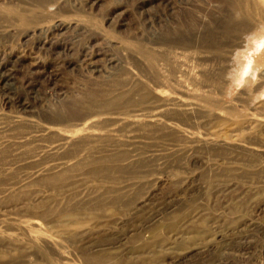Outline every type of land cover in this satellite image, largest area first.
Returning a JSON list of instances; mask_svg holds the SVG:
<instances>
[{
    "label": "rangeland",
    "instance_id": "rangeland-1",
    "mask_svg": "<svg viewBox=\"0 0 264 264\" xmlns=\"http://www.w3.org/2000/svg\"><path fill=\"white\" fill-rule=\"evenodd\" d=\"M0 264H264V2L0 0Z\"/></svg>",
    "mask_w": 264,
    "mask_h": 264
},
{
    "label": "bare ground",
    "instance_id": "bare-ground-1",
    "mask_svg": "<svg viewBox=\"0 0 264 264\" xmlns=\"http://www.w3.org/2000/svg\"><path fill=\"white\" fill-rule=\"evenodd\" d=\"M262 1L264 2V0H262ZM258 46H260V44Z\"/></svg>",
    "mask_w": 264,
    "mask_h": 264
}]
</instances>
